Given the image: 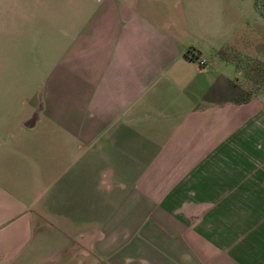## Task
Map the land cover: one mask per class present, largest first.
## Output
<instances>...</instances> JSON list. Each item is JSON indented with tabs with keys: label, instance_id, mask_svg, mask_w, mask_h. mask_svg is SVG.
Listing matches in <instances>:
<instances>
[{
	"label": "crops",
	"instance_id": "crops-1",
	"mask_svg": "<svg viewBox=\"0 0 264 264\" xmlns=\"http://www.w3.org/2000/svg\"><path fill=\"white\" fill-rule=\"evenodd\" d=\"M232 8L0 0V264H264V98L231 76L264 18Z\"/></svg>",
	"mask_w": 264,
	"mask_h": 264
},
{
	"label": "rangeland",
	"instance_id": "rangeland-1",
	"mask_svg": "<svg viewBox=\"0 0 264 264\" xmlns=\"http://www.w3.org/2000/svg\"><path fill=\"white\" fill-rule=\"evenodd\" d=\"M232 15L242 17V19L252 20L257 16L258 19L264 18V0H231ZM241 2V7L239 3ZM237 6V7H236ZM262 47L258 49L255 46L254 40L248 39L243 43L240 50L233 51L235 55L237 67L241 70V75L238 70H234L231 76L234 80L237 78L244 81V88L234 84L233 95L237 98H246L250 94L257 93L264 98V28Z\"/></svg>",
	"mask_w": 264,
	"mask_h": 264
},
{
	"label": "built area",
	"instance_id": "built-area-1",
	"mask_svg": "<svg viewBox=\"0 0 264 264\" xmlns=\"http://www.w3.org/2000/svg\"><path fill=\"white\" fill-rule=\"evenodd\" d=\"M201 64H203L204 63V61L203 60H201V62H200Z\"/></svg>",
	"mask_w": 264,
	"mask_h": 264
},
{
	"label": "trees",
	"instance_id": "trees-1",
	"mask_svg": "<svg viewBox=\"0 0 264 264\" xmlns=\"http://www.w3.org/2000/svg\"><path fill=\"white\" fill-rule=\"evenodd\" d=\"M249 97V96H248Z\"/></svg>",
	"mask_w": 264,
	"mask_h": 264
}]
</instances>
